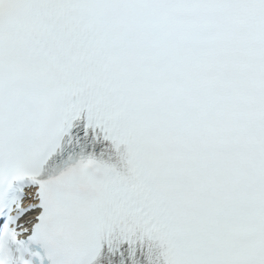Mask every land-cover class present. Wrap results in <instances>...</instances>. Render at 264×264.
<instances>
[{
  "label": "snow or ice",
  "instance_id": "1",
  "mask_svg": "<svg viewBox=\"0 0 264 264\" xmlns=\"http://www.w3.org/2000/svg\"><path fill=\"white\" fill-rule=\"evenodd\" d=\"M0 264H264V0H0Z\"/></svg>",
  "mask_w": 264,
  "mask_h": 264
}]
</instances>
